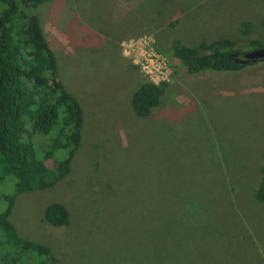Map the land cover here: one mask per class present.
Listing matches in <instances>:
<instances>
[{"label": "rangeland", "instance_id": "1", "mask_svg": "<svg viewBox=\"0 0 264 264\" xmlns=\"http://www.w3.org/2000/svg\"><path fill=\"white\" fill-rule=\"evenodd\" d=\"M32 12L83 123L70 171L52 186L15 193L11 174L0 183V197L14 194L18 235L46 245L59 264H264V203L254 198L264 60L189 74L171 50L175 39L256 49L264 0H54ZM145 34L173 74L160 104L139 116L131 96L146 79L121 42ZM51 202L66 206L67 225L46 222ZM6 204L1 197L0 210ZM9 250L0 231V261Z\"/></svg>", "mask_w": 264, "mask_h": 264}, {"label": "trees", "instance_id": "2", "mask_svg": "<svg viewBox=\"0 0 264 264\" xmlns=\"http://www.w3.org/2000/svg\"><path fill=\"white\" fill-rule=\"evenodd\" d=\"M49 1L54 0H0V183L11 174L15 193L45 189L63 178L81 140V104L59 79L55 47L32 12ZM262 44L251 41L255 48ZM233 46L230 39L194 46L171 40L172 56L187 73L233 71L257 62L239 63L240 52ZM166 85L141 82L131 96L134 112L148 116L160 104ZM259 173L254 198L264 203V151ZM1 197L7 204L0 210V231L11 253L0 264H59L46 245L18 235L9 220L14 194ZM44 218L50 225L65 226L69 211L64 204L51 202Z\"/></svg>", "mask_w": 264, "mask_h": 264}, {"label": "built area", "instance_id": "3", "mask_svg": "<svg viewBox=\"0 0 264 264\" xmlns=\"http://www.w3.org/2000/svg\"><path fill=\"white\" fill-rule=\"evenodd\" d=\"M121 52L140 70L147 81L160 85L171 80L173 69L170 60L160 51L152 35L123 39Z\"/></svg>", "mask_w": 264, "mask_h": 264}, {"label": "water", "instance_id": "4", "mask_svg": "<svg viewBox=\"0 0 264 264\" xmlns=\"http://www.w3.org/2000/svg\"><path fill=\"white\" fill-rule=\"evenodd\" d=\"M260 60H264V44H262V46L252 51L243 53L241 57L238 58L239 63H247L249 61H260Z\"/></svg>", "mask_w": 264, "mask_h": 264}, {"label": "crops", "instance_id": "5", "mask_svg": "<svg viewBox=\"0 0 264 264\" xmlns=\"http://www.w3.org/2000/svg\"><path fill=\"white\" fill-rule=\"evenodd\" d=\"M197 73V72H196ZM189 74H195V73H189Z\"/></svg>", "mask_w": 264, "mask_h": 264}, {"label": "flooded vegetation", "instance_id": "6", "mask_svg": "<svg viewBox=\"0 0 264 264\" xmlns=\"http://www.w3.org/2000/svg\"><path fill=\"white\" fill-rule=\"evenodd\" d=\"M235 55H236V56H239L238 54H235ZM235 55H234V56H235Z\"/></svg>", "mask_w": 264, "mask_h": 264}]
</instances>
